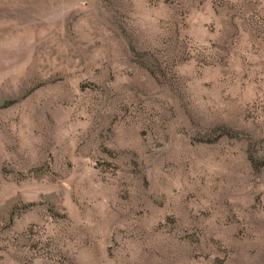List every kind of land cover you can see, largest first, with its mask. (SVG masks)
<instances>
[{"label": "rangeland", "instance_id": "rangeland-1", "mask_svg": "<svg viewBox=\"0 0 264 264\" xmlns=\"http://www.w3.org/2000/svg\"><path fill=\"white\" fill-rule=\"evenodd\" d=\"M0 264H264V0H0Z\"/></svg>", "mask_w": 264, "mask_h": 264}]
</instances>
